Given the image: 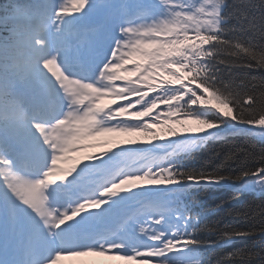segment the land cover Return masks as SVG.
Returning <instances> with one entry per match:
<instances>
[{
	"label": "snow or ice",
	"instance_id": "obj_1",
	"mask_svg": "<svg viewBox=\"0 0 264 264\" xmlns=\"http://www.w3.org/2000/svg\"><path fill=\"white\" fill-rule=\"evenodd\" d=\"M222 189L264 201V0H0V264H264Z\"/></svg>",
	"mask_w": 264,
	"mask_h": 264
},
{
	"label": "trees",
	"instance_id": "obj_2",
	"mask_svg": "<svg viewBox=\"0 0 264 264\" xmlns=\"http://www.w3.org/2000/svg\"><path fill=\"white\" fill-rule=\"evenodd\" d=\"M253 75H259V72H253ZM247 143L243 137H236L232 138L229 140L228 144H220L219 142H214L211 143L208 146L207 150H202L199 154L198 157L195 160L189 161L190 165L192 166H199L200 164L204 163L207 159H209L210 156L214 159V155L212 153V149H215L216 152H226L227 148L231 144H245ZM260 148V145L257 143L256 144V150L258 151ZM223 157H221L222 159ZM219 163V161H217ZM231 192L227 189H222L218 191H214L210 194L207 195L205 198V204H206V210L211 213L210 218L212 220H219L222 217L226 220L228 223H232L235 227L237 228H259L262 220L260 216V205L264 203V201H261L259 197L252 196L250 194H244L239 202L233 201L235 207L237 209H244L248 210L249 208L255 209V213L252 219L249 220H243V219H236L234 217H227L224 214L216 215L215 214V208L216 204L222 202V201H228L231 199ZM207 235V234H205ZM214 238V237H213ZM253 241L250 239L246 242H236L233 245L226 246L223 250H218L217 252L211 253L210 254V259H212L213 264L215 260L218 258V255H224L228 252L235 251L238 249H246L252 246ZM239 257L236 258L237 264L239 262Z\"/></svg>",
	"mask_w": 264,
	"mask_h": 264
},
{
	"label": "rangeland",
	"instance_id": "obj_3",
	"mask_svg": "<svg viewBox=\"0 0 264 264\" xmlns=\"http://www.w3.org/2000/svg\"><path fill=\"white\" fill-rule=\"evenodd\" d=\"M85 261L96 260V264H120L118 261H106L103 258H84ZM67 264V262H65Z\"/></svg>",
	"mask_w": 264,
	"mask_h": 264
}]
</instances>
